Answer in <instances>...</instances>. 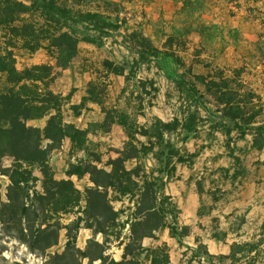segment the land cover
Returning a JSON list of instances; mask_svg holds the SVG:
<instances>
[{"label":"rangeland","instance_id":"374dc122","mask_svg":"<svg viewBox=\"0 0 264 264\" xmlns=\"http://www.w3.org/2000/svg\"><path fill=\"white\" fill-rule=\"evenodd\" d=\"M56 1L69 9L68 24L78 39V54L65 69L46 49L32 52L0 28V44L15 46L18 69L54 67L50 89L64 98V122L89 132L85 151L66 139L51 152L55 179L72 181L85 195L94 185L90 175L71 173L82 162L107 169L131 136L146 154L128 168L144 166L164 177L180 226L190 228L186 237L163 229L159 240L143 241L145 248L167 245L170 264H264V148L253 146L257 131H245L255 127L241 125L255 116L264 121V0ZM238 108L241 122L224 116L236 115ZM158 120L170 124L164 141L145 135L157 136L150 128ZM47 121L29 125L44 130ZM12 164L10 157L3 161L5 168ZM34 176L42 192L41 172ZM0 183L6 201L9 179L0 176ZM115 206L125 210L124 220L135 209L128 201ZM85 208L82 198L79 207L56 217L59 241L45 254L30 250L0 223V264H62L54 255L68 250L70 240L73 252L99 256L102 235L86 222L67 229L86 218ZM201 244L218 258L207 262L197 255L193 250ZM123 254L113 240L105 247V261L78 255L71 264H111ZM146 255L139 264H151Z\"/></svg>","mask_w":264,"mask_h":264},{"label":"trees","instance_id":"16d2710c","mask_svg":"<svg viewBox=\"0 0 264 264\" xmlns=\"http://www.w3.org/2000/svg\"><path fill=\"white\" fill-rule=\"evenodd\" d=\"M68 10H62L56 0H0V28L6 29L12 38L23 41L24 47L32 52L46 49L56 59L57 66L65 69L78 54V39L68 24ZM5 46L0 44V176L7 177L9 185L6 201L2 199L0 189V223L30 250L45 254L59 241L62 227L56 217L79 207L83 198L86 218L79 217L67 229L73 232L86 222L87 228L104 238L103 244L95 242L101 248V254L91 257L88 252H73L70 240L68 250L55 254L54 258L63 261L62 264L78 263V255L90 261H105V247L116 240L124 251L123 259L120 262L112 260L111 264H139L138 259L144 254L151 264H170L167 245L147 249L143 241L147 238L159 240L157 233L166 228L173 237H186L190 228L180 226V212L166 193L164 177L146 171L144 166L128 168L129 162L140 160L146 152L130 136L118 157L107 163V169L96 163L79 164L71 175L81 177L88 174L94 184L86 189L85 195L72 181L56 180L49 165L51 152L66 139L71 141L73 149L85 151L89 132L64 122L61 112L64 98L50 89L54 67L35 65L20 70L11 50L15 47L13 42L5 43ZM229 104L227 108L235 110ZM237 111L234 116L228 113L224 116L241 122L243 112L240 108ZM46 117L48 121L44 130L29 125L31 121ZM256 119L257 116L242 120L241 125L255 127L245 131H257L253 146L262 149L264 121L257 122ZM169 127L170 124L158 120L150 128L157 136L148 135V131L145 135L164 141ZM242 130L246 135L247 132ZM45 142L48 144L44 145ZM7 157L13 159L10 168L3 166ZM35 170L43 176L42 192L36 189ZM125 201L135 208L126 220L123 218L125 210L115 206V203ZM129 225L130 235L127 236L125 230ZM179 229L185 232L181 235ZM193 251L207 262L218 258L204 244Z\"/></svg>","mask_w":264,"mask_h":264}]
</instances>
